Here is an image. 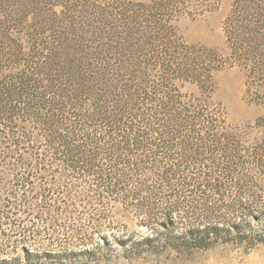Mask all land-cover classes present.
Returning a JSON list of instances; mask_svg holds the SVG:
<instances>
[{"label":"trees","instance_id":"1","mask_svg":"<svg viewBox=\"0 0 264 264\" xmlns=\"http://www.w3.org/2000/svg\"><path fill=\"white\" fill-rule=\"evenodd\" d=\"M193 10L0 0V264L95 256L93 227L56 221L116 199L151 230L132 254L264 243V0H232L224 56L184 43L176 22ZM233 66L262 107L242 127L213 99L212 72Z\"/></svg>","mask_w":264,"mask_h":264},{"label":"rangeland","instance_id":"2","mask_svg":"<svg viewBox=\"0 0 264 264\" xmlns=\"http://www.w3.org/2000/svg\"><path fill=\"white\" fill-rule=\"evenodd\" d=\"M231 2L232 0H192L193 14L182 15L176 22L184 43L212 48L223 56L227 55L228 47L222 23ZM212 78L213 99L222 105L226 123L242 127L246 123H252L261 114L262 107L248 101L244 96L245 76L241 68L236 66L220 68L212 72ZM183 90L195 93L196 85L186 84ZM255 133L258 134L259 131H253V134ZM84 211H91L86 215L95 218L99 216L103 220L92 226V220L77 212L78 216H58L60 218L56 224H70L71 228L86 224L87 226L82 227H87L88 231L92 230L88 226L93 227L95 233L87 235L86 238L88 243L92 242L88 245L98 251L95 256L81 257L69 264H264V243H252L250 247L219 243L207 249L185 253L165 251L158 254H132L133 250L129 244L151 232L150 228L142 225V219L135 211L117 199L108 205L98 203L85 208ZM85 216L87 218H84ZM167 218L161 219L160 223H165ZM62 242L72 244V248L77 243H83L70 237L62 239ZM56 245L59 247L58 243ZM83 247L77 245L74 248L76 251Z\"/></svg>","mask_w":264,"mask_h":264}]
</instances>
